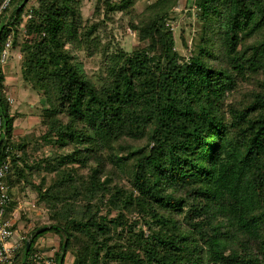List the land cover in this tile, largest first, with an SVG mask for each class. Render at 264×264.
I'll return each mask as SVG.
<instances>
[{
	"label": "trees",
	"instance_id": "trees-1",
	"mask_svg": "<svg viewBox=\"0 0 264 264\" xmlns=\"http://www.w3.org/2000/svg\"><path fill=\"white\" fill-rule=\"evenodd\" d=\"M30 1L0 22L7 216L35 190L51 225L30 232L24 264L47 232L62 240L57 264H264V0H195L189 60L167 21L177 0L142 12L138 0H94L95 16L120 12L147 42L132 52L111 51L83 0H36L26 19ZM11 30L21 76L44 98L39 126L18 138L2 61ZM81 52L103 56L99 83Z\"/></svg>",
	"mask_w": 264,
	"mask_h": 264
},
{
	"label": "rangeland",
	"instance_id": "rangeland-1",
	"mask_svg": "<svg viewBox=\"0 0 264 264\" xmlns=\"http://www.w3.org/2000/svg\"><path fill=\"white\" fill-rule=\"evenodd\" d=\"M157 0H138L136 8L138 11L142 12L149 5L156 2ZM30 5L36 6V0H31L29 2ZM95 1L94 0H83V16L84 22H98L105 20L104 27L106 30H99L105 41H111V45L113 48L111 51L116 50L117 46L120 45L122 49L127 52H132L134 50L143 48L147 45V42L140 40L138 34L133 30V28L128 25V17H124V22L126 27H120V18L122 17L121 13L115 14L116 22H112L108 20L104 14L97 17L94 15ZM199 11L196 7L195 0H177L176 4L173 6L169 18L167 19L169 27L173 30L175 41H176V49L177 51L184 57V59L189 60L194 53L198 52V44L202 35V19H200L198 15ZM112 32V34H110ZM21 36H19V41L21 42ZM17 44H13L12 48L8 51V59L7 62H13L17 67V71L21 76L20 65L21 59L15 57H11V54L14 50L21 54L20 47ZM80 59H82L85 63V67L89 75L97 82H100V75L104 68L102 66L103 56L99 53L93 56L92 58H88L85 56L84 52H81L79 55ZM11 62V63H12ZM19 69V70H18ZM20 80V99L14 105L16 108H20L25 112H29L30 107L29 102L36 103L38 106V110L36 114L41 115L42 106L44 105V98L36 89H33L30 85L25 83L22 76L19 78ZM46 148L42 150L46 152ZM54 176L48 175V180L53 181ZM48 181V182H49ZM48 184V183H47ZM38 194L35 190H30L26 193L24 198H21L15 206V209L10 214V218L14 221V226L17 229L23 231L25 235H31V231L34 227L39 225H49L48 221V211L47 206L43 203H40L38 200ZM36 202V207H32L31 204L28 206L20 207V203L22 202ZM145 227L144 225H142ZM28 236V237H29ZM62 241V240H61ZM60 249V246H59ZM66 264H72L74 261V256L68 254L66 257ZM74 264V263H73Z\"/></svg>",
	"mask_w": 264,
	"mask_h": 264
},
{
	"label": "built area",
	"instance_id": "built-area-1",
	"mask_svg": "<svg viewBox=\"0 0 264 264\" xmlns=\"http://www.w3.org/2000/svg\"><path fill=\"white\" fill-rule=\"evenodd\" d=\"M24 0H4L0 6V22L4 25L9 24L13 15L23 5ZM34 6L28 4L25 8L26 19L32 17ZM22 31L25 33V22L21 25ZM14 30L7 36L2 53V61L6 63L8 59V51L14 44ZM21 59V54L18 55ZM8 101L13 104V97H7ZM5 121L2 112L0 111V143L4 140ZM11 148L7 147V152ZM11 171V160L9 157L0 161V264H24L25 262V247L24 241L29 237L20 229L14 226V221L7 216V211L11 203V187L6 183V178ZM36 207V202H22L19 208L28 206ZM41 239L35 246V251L31 256L34 264H57L54 256H45L41 251Z\"/></svg>",
	"mask_w": 264,
	"mask_h": 264
},
{
	"label": "crops",
	"instance_id": "crops-1",
	"mask_svg": "<svg viewBox=\"0 0 264 264\" xmlns=\"http://www.w3.org/2000/svg\"><path fill=\"white\" fill-rule=\"evenodd\" d=\"M18 53L20 52L14 50L13 53L11 54V57L18 58ZM11 62L6 61V63H4V71L6 75L5 93H6V97H13L14 99V103L13 104L10 103V104H11L12 113H15L17 115V118L15 120L14 135L16 138H18L19 136L27 134L39 126L40 115L36 114V111L38 110V106L36 103H33V101L29 102V106H28V108L30 107L29 112L28 111L25 112L20 108L18 107L16 108L14 106L16 102L20 99L19 78L21 76L17 71V67L14 65L13 62L12 63ZM34 110L36 111L34 112ZM40 244H41V251L45 256H54V254L59 251L61 238L59 235L53 232H47L44 236L41 237ZM66 263L67 261L65 260V264ZM73 263L74 261H72V264Z\"/></svg>",
	"mask_w": 264,
	"mask_h": 264
},
{
	"label": "water",
	"instance_id": "water-1",
	"mask_svg": "<svg viewBox=\"0 0 264 264\" xmlns=\"http://www.w3.org/2000/svg\"><path fill=\"white\" fill-rule=\"evenodd\" d=\"M28 1L29 0H24L23 5H25ZM2 27H3V25H1V27H0V32H1ZM50 227H51V225H46L44 227L39 228L35 233L38 234V233H40V232H42L44 230L49 229ZM32 237H33V234L30 235L29 236V239L26 241V244H25V253H27L29 251V249H30V246H31V243H32ZM65 249H66V245L64 244L63 250H62V255H63Z\"/></svg>",
	"mask_w": 264,
	"mask_h": 264
}]
</instances>
